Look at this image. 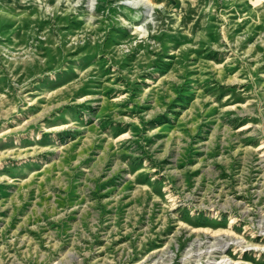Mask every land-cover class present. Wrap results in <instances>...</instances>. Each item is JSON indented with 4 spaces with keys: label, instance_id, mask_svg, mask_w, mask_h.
<instances>
[{
    "label": "rangeland",
    "instance_id": "obj_1",
    "mask_svg": "<svg viewBox=\"0 0 264 264\" xmlns=\"http://www.w3.org/2000/svg\"><path fill=\"white\" fill-rule=\"evenodd\" d=\"M234 263L264 264V0H0V264Z\"/></svg>",
    "mask_w": 264,
    "mask_h": 264
},
{
    "label": "bare ground",
    "instance_id": "obj_2",
    "mask_svg": "<svg viewBox=\"0 0 264 264\" xmlns=\"http://www.w3.org/2000/svg\"><path fill=\"white\" fill-rule=\"evenodd\" d=\"M261 146V145H260ZM263 146V145H262ZM215 234V233H214ZM205 235V234H204ZM217 237V236H216ZM214 239V238H213ZM235 264V263H234Z\"/></svg>",
    "mask_w": 264,
    "mask_h": 264
}]
</instances>
